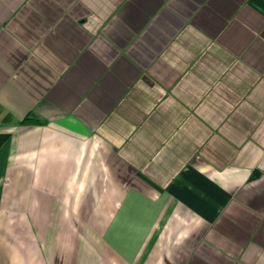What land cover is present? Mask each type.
Listing matches in <instances>:
<instances>
[{
	"label": "crops",
	"instance_id": "1",
	"mask_svg": "<svg viewBox=\"0 0 264 264\" xmlns=\"http://www.w3.org/2000/svg\"><path fill=\"white\" fill-rule=\"evenodd\" d=\"M0 264H264V0H0Z\"/></svg>",
	"mask_w": 264,
	"mask_h": 264
},
{
	"label": "trees",
	"instance_id": "2",
	"mask_svg": "<svg viewBox=\"0 0 264 264\" xmlns=\"http://www.w3.org/2000/svg\"><path fill=\"white\" fill-rule=\"evenodd\" d=\"M37 123L39 122L36 118H33L32 116H27L24 118V120L21 122L22 124H28V123Z\"/></svg>",
	"mask_w": 264,
	"mask_h": 264
}]
</instances>
